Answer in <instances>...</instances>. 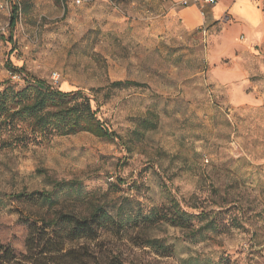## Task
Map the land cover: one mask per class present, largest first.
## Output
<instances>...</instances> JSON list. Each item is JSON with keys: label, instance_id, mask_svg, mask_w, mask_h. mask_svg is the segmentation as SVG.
<instances>
[{"label": "rangeland", "instance_id": "1", "mask_svg": "<svg viewBox=\"0 0 264 264\" xmlns=\"http://www.w3.org/2000/svg\"><path fill=\"white\" fill-rule=\"evenodd\" d=\"M13 1L11 28L12 0H0V83H22L9 62L80 89L120 137L79 132L0 149V242L24 251L20 217L36 208L15 194L75 181L111 214L123 203L132 217L190 215L187 227L148 232L171 256L106 241L127 263L264 264V33L234 23L217 38L218 26L188 30L175 0ZM67 194L76 192L58 197Z\"/></svg>", "mask_w": 264, "mask_h": 264}, {"label": "trees", "instance_id": "2", "mask_svg": "<svg viewBox=\"0 0 264 264\" xmlns=\"http://www.w3.org/2000/svg\"><path fill=\"white\" fill-rule=\"evenodd\" d=\"M112 1L116 6H126L132 0ZM11 6L9 25L13 28L18 3L12 0ZM5 66L13 74H21L22 83H14L11 79L0 83V149L37 147L56 136L79 132L105 140L120 137L98 117L90 97L82 90L62 91L26 74L23 67L9 62ZM127 83L114 81L111 85ZM56 185L49 192L14 195L18 201L36 209L20 217L27 226L24 251L17 252L9 244L0 242V264H130L106 247V241L124 242L125 239L141 249L148 248L163 257L171 256L173 246L148 236V232L160 222L173 227L189 224L190 215L177 209L172 213L152 209L145 215L132 217L124 212L125 205L120 203L111 214L103 204L91 201L92 194L82 191L80 183L71 181L66 186L65 183ZM71 189L76 192L75 196L58 197L64 190ZM69 200L73 201L72 205H65ZM86 204V209H78Z\"/></svg>", "mask_w": 264, "mask_h": 264}, {"label": "crops", "instance_id": "3", "mask_svg": "<svg viewBox=\"0 0 264 264\" xmlns=\"http://www.w3.org/2000/svg\"><path fill=\"white\" fill-rule=\"evenodd\" d=\"M263 2L264 0H216L215 4H207L198 1L190 2L174 13L188 30L202 26L215 29L218 26L216 38L224 32L227 34V29L233 23L245 25L253 34L257 30L264 33V16L258 7ZM235 37L236 35H233V39Z\"/></svg>", "mask_w": 264, "mask_h": 264}, {"label": "built area", "instance_id": "4", "mask_svg": "<svg viewBox=\"0 0 264 264\" xmlns=\"http://www.w3.org/2000/svg\"><path fill=\"white\" fill-rule=\"evenodd\" d=\"M80 0H78L79 2ZM198 1H203L207 4H215L216 0H181L179 1V5H181L182 7L187 6L190 2H198Z\"/></svg>", "mask_w": 264, "mask_h": 264}]
</instances>
